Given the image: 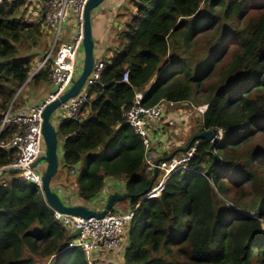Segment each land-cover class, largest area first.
Returning <instances> with one entry per match:
<instances>
[{
    "label": "trees",
    "instance_id": "trees-1",
    "mask_svg": "<svg viewBox=\"0 0 264 264\" xmlns=\"http://www.w3.org/2000/svg\"><path fill=\"white\" fill-rule=\"evenodd\" d=\"M28 4L0 0V168L16 160L5 145L20 132L1 129L3 115L23 107L27 87L51 78L49 66L30 78L34 58L48 52L42 25L24 21ZM131 5L113 61L79 116L56 129L63 153L57 172L82 163L74 184L84 204L102 193L106 178L123 181L121 194L131 196L134 210L124 264H264V0ZM137 93L143 108L205 105L187 143L203 131L222 132L213 143L195 140L192 172L173 174L159 198L144 201L158 172L146 165L142 141L123 116ZM71 233L54 221L35 184L2 173L0 264H87L79 248L68 247Z\"/></svg>",
    "mask_w": 264,
    "mask_h": 264
},
{
    "label": "built area",
    "instance_id": "built-area-1",
    "mask_svg": "<svg viewBox=\"0 0 264 264\" xmlns=\"http://www.w3.org/2000/svg\"><path fill=\"white\" fill-rule=\"evenodd\" d=\"M86 1L87 0H48V3L45 5L46 11L43 17V24L55 32L54 43L52 49L44 56L34 72L30 74V78H32L45 67H50V81L53 87L51 92L55 94L52 95L50 92L42 100L45 101V104L54 101L65 93L77 76V67L80 65L79 58L82 56V14ZM70 9H73L77 16L78 34L71 43L58 45V37L62 22L68 16ZM105 66L106 63L104 61H95L93 69L86 78L84 86L78 95L62 104L56 111L59 116L63 119L70 120H75L79 116L88 101L89 88L98 83ZM127 76L128 73L125 71L121 80L123 83L128 81ZM142 97L143 93L135 94L132 106L123 114L127 125L142 141L146 164L150 169L158 172L157 183L145 192L140 201L159 198L164 190L165 183L173 174L177 172H192L189 163L198 147V142L195 141L186 152H183L179 156H172L169 159L165 158L157 162L150 160L148 157L153 143L151 139L152 126L164 115L166 107H172L173 103L161 101L152 107L143 108L140 105ZM40 103L41 102L38 104ZM36 105L18 112H11L8 110L3 115L1 129L5 127H17L20 132L13 136L5 145L6 148L16 150L17 158L9 165L1 167L0 174L3 172H16L20 179L35 184L42 193L40 181L41 173H38L36 169L32 168V164L44 154L41 134V115L45 105ZM196 109L199 111L200 115H203L206 106L202 105ZM221 137V130H217L210 143L220 140ZM195 173L199 176H205L204 173L199 171ZM49 209L53 213L55 222L63 227L69 228L71 232L78 230L74 241L71 242L68 247L79 248L87 264H92V261L95 260L100 253L114 252L121 249L125 230L134 217V210H128L118 214L109 212L101 219H82L62 214L50 207Z\"/></svg>",
    "mask_w": 264,
    "mask_h": 264
},
{
    "label": "crops",
    "instance_id": "crops-1",
    "mask_svg": "<svg viewBox=\"0 0 264 264\" xmlns=\"http://www.w3.org/2000/svg\"><path fill=\"white\" fill-rule=\"evenodd\" d=\"M27 3H30L29 8L34 9L28 13V15L24 18V21L30 22L34 21L38 24H42L44 13H45V6H42L40 9L39 4H43V0H27ZM132 12V5L131 0H105L103 3H101L96 9H94L91 12L90 18H91V33L92 38L94 42V58L96 61H104L111 64L113 61L118 48V34L121 33L124 29V23L127 20L128 16ZM28 19L29 21L25 20ZM43 30V29H42ZM54 31L50 28L48 30L45 29V31H42V34L44 35V44H48V42L51 38L54 37ZM78 34V21L76 13L73 9H70L68 12V16L63 20L60 34L58 37V45L60 44H66L71 43L72 40L77 36ZM46 40V41H45ZM82 56H80L81 58ZM44 58V55H38L34 58L32 65V72L37 68L38 61H41ZM79 58V60H80ZM53 87L50 83L48 84H41L36 87H31L30 89L27 87L24 92V105L21 109H18L15 112L23 111L28 109L29 107L38 104L41 102L51 91ZM188 107V109H187ZM191 109L193 110L194 107L187 103H181L177 105H173L172 107H166L164 115L152 126L151 129V136L154 138L153 146L154 149H156V152H152L149 154V159L158 161L162 158H167L169 156H173L174 152L176 150H172V146L179 147V144H174L173 142H167L165 138L168 136L167 134H164L162 132V129L164 126H171L172 123H181L185 120V118L190 117ZM185 110L188 111V113H185ZM182 112V113H181ZM197 117H199V120L201 119L200 115L197 114ZM63 120V118L59 115H57L56 121L57 127L59 126L60 122ZM199 124V123H198ZM176 125V124H175ZM200 125V124H199ZM198 125V127H199ZM55 126V125H54ZM56 128V126H55ZM166 136V137H165ZM61 142V141H60ZM188 144V143H187ZM185 145L184 147H186ZM182 147V148H184ZM58 156L59 159H62V148L61 144L58 146ZM181 148V149H182ZM158 149V150H157ZM178 149V150H181ZM152 150V148H151ZM163 154L165 157H160ZM147 165V164H146ZM148 166V165H147ZM40 167H36L37 172L41 173ZM82 167V163L75 167V169L72 171H67L66 169H60L59 172H57V180L53 182L50 187L51 190L59 197L61 200L62 197V203L68 206H84L87 209L96 210L93 209L92 206H88L84 203H82L76 194L75 184H74V177L76 174L79 173L80 168ZM149 168V166H148ZM56 176V177H57ZM123 181L122 180H115L106 178L104 181V189L103 191L107 192V186L110 188V194H108L107 197H109L111 194H118V190L114 188H120L121 193L123 192ZM121 186V187H120ZM102 191V192H103ZM126 201V200H125ZM102 210V209H100ZM99 211V210H96ZM126 247V244H125ZM124 247V248H125ZM106 253V252H105ZM98 254V258L101 254ZM114 256L118 259L121 258V263L124 264L123 261V252L122 248L114 251ZM112 254V256H113ZM97 258V257H96ZM95 258V260H96ZM97 258V259H98ZM115 258V259H116Z\"/></svg>",
    "mask_w": 264,
    "mask_h": 264
},
{
    "label": "water",
    "instance_id": "water-1",
    "mask_svg": "<svg viewBox=\"0 0 264 264\" xmlns=\"http://www.w3.org/2000/svg\"><path fill=\"white\" fill-rule=\"evenodd\" d=\"M104 1L105 0H87L84 4L82 14V63L80 64V73L74 78L70 88L61 96H59L54 101L48 104H45V101H41L40 104L36 105H45L41 115V134L44 145V154L32 164V168L34 169L41 162L45 164V169L40 176L43 199L46 204L53 210L65 215L79 217L82 219H101L109 212H111L116 202L125 201L131 197L129 194H111L106 200L104 208L102 210L96 211L87 209L84 206H68L63 204L59 197L51 190L50 187L51 179L56 175L59 165L58 140L56 135V128L52 122V117L62 104L66 103L69 99L74 98L78 95V93L84 86L86 78L93 69L96 60L94 58L93 53L94 42L91 33L90 15L91 12ZM51 94L54 95L55 93L51 92ZM215 134V130L203 131L196 137H193L192 140L187 144V146L182 148L180 151L182 153L186 152L190 148L191 144L197 139L211 142ZM171 157L172 155L167 157L166 159H169ZM77 233L78 230H74L71 233V237L75 238Z\"/></svg>",
    "mask_w": 264,
    "mask_h": 264
},
{
    "label": "rangeland",
    "instance_id": "rangeland-1",
    "mask_svg": "<svg viewBox=\"0 0 264 264\" xmlns=\"http://www.w3.org/2000/svg\"><path fill=\"white\" fill-rule=\"evenodd\" d=\"M26 2H27V0H26ZM48 3V0H43V4L42 3H40L39 4V6H40V9H42L41 7L42 6H45L46 4ZM28 5H30V3L28 4ZM32 10H34V9H32ZM31 10V8H29L28 7V9H27V14L28 13H30V11H32ZM25 20H27V21H29L28 19H25ZM30 22H34V21H30ZM34 23H36V22H34ZM43 27V30L45 31V29L46 30H48L49 28L46 26V25H44V26H42ZM42 30V31H43ZM46 41V40H45ZM46 42H48V44H47V46H46V48H45V53H47V52H49L51 49H52V47H53V43H54V37L53 38H51L49 41H46ZM81 60H82V58H81ZM41 61H38V63H40ZM81 63H82V61H81ZM33 64H34V62H33ZM80 70V69H79ZM30 74H32V70H31V73ZM30 89V88H29ZM24 92V90L22 91V93ZM22 93H21V95H22ZM25 94H27V92H25ZM199 106H197V107H194V109L192 110L191 109V113H190V117L187 119V118H185V120L181 123V125H180V122L179 123H172V125L171 126H169V127H167V126H164L163 127V129H162V132H164V134H167L168 136L165 138V140L168 142H173L174 144H179L180 143V145H179V147H177V146H172V150H178V149H181L182 147H184L186 144H187V142H188V140H189V138H190V136L194 133V132H196L197 131V129H198V123H199V117H197V114L198 115H200V113H199V111L196 109V108H198ZM187 109H188V107H187ZM182 113V112H181ZM185 113H188V111L187 110H185ZM57 115H58V112L56 113H54V115H53V117H52V122H53V125H55L56 126V129L58 128L57 127V123H58V121H56V118H57ZM61 144V142L60 141H58V146ZM58 150H59V148H58ZM158 150V149H157ZM156 152V149H154V147H152V150H151V152H150V154L152 153V152ZM164 155H166V154H163L162 156H160V157H163ZM60 160V159H59ZM40 166H42L41 168H40V171H41V173L44 171V169H45V164L43 163V162H41L40 164H38V167H40ZM2 174H0V176H1ZM57 176V173H56V175L53 177V180H54V182L57 180V178H58V176ZM109 186H107V189H106V191L107 192H105V191H103L95 200H93V201H91V202H88V203H86V205H88V206H92L93 207V209H96V210H100V209H103L104 208V206H105V204H106V200L108 199V194H110L111 192V190H110V188H108ZM121 187V186H120ZM114 189H117L118 190V194H120V192L121 191H119V190H121L119 187L118 188H114ZM61 200H62V197H61ZM63 201V200H62ZM128 210V203H127V201H121V202H116L115 204H114V208H113V212L115 213V214H118V213H124V212H126ZM128 229V228H127ZM127 229L125 230V234H124V236H123V244H122V252L124 253V247H125V244H126V231H127ZM262 230L264 231V221H263V225H262ZM114 252H107V253H105V254H101L100 256H99V258H98V256H97V258H96V260H93L92 261V264H122L121 263V258L120 259H118V258H116L115 256H114V254H113ZM112 254H113V256H112ZM116 258V259H115ZM124 260V259H123ZM51 262H53V261H51ZM50 262V263H51ZM38 263V262H37ZM48 261L46 262V261H41V262H39L38 264H50Z\"/></svg>",
    "mask_w": 264,
    "mask_h": 264
}]
</instances>
